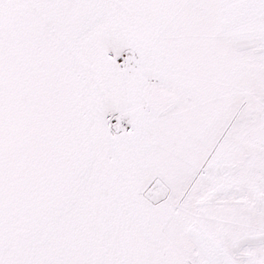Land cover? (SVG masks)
<instances>
[{"label": "snow or ice", "instance_id": "1", "mask_svg": "<svg viewBox=\"0 0 264 264\" xmlns=\"http://www.w3.org/2000/svg\"><path fill=\"white\" fill-rule=\"evenodd\" d=\"M0 264H264V0H0Z\"/></svg>", "mask_w": 264, "mask_h": 264}]
</instances>
